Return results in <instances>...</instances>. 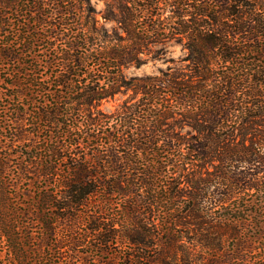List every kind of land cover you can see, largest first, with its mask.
Instances as JSON below:
<instances>
[{
	"label": "trees",
	"instance_id": "obj_1",
	"mask_svg": "<svg viewBox=\"0 0 264 264\" xmlns=\"http://www.w3.org/2000/svg\"><path fill=\"white\" fill-rule=\"evenodd\" d=\"M102 1L0 0V264H264V1Z\"/></svg>",
	"mask_w": 264,
	"mask_h": 264
},
{
	"label": "rangeland",
	"instance_id": "obj_2",
	"mask_svg": "<svg viewBox=\"0 0 264 264\" xmlns=\"http://www.w3.org/2000/svg\"><path fill=\"white\" fill-rule=\"evenodd\" d=\"M98 9H102L104 7V2L102 0H93ZM264 1V0H263ZM152 51L160 54L158 57L153 58L151 54H149V60L147 63L143 64L141 67L130 66L126 69V73L131 74H143V73H151L157 72L159 68H166L171 64L170 57H174L175 59H179L183 57L186 53V50L178 43L170 40L165 43H158L151 47ZM182 62L177 61L176 64L180 65ZM124 95L119 94L115 97V99L110 100L104 104V109L109 110L113 109L116 105H118L123 99Z\"/></svg>",
	"mask_w": 264,
	"mask_h": 264
}]
</instances>
